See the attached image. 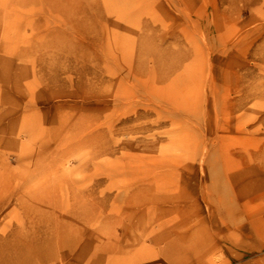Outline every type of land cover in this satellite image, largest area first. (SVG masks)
Segmentation results:
<instances>
[{
    "label": "rangeland",
    "instance_id": "obj_1",
    "mask_svg": "<svg viewBox=\"0 0 264 264\" xmlns=\"http://www.w3.org/2000/svg\"><path fill=\"white\" fill-rule=\"evenodd\" d=\"M0 264H264V0H0Z\"/></svg>",
    "mask_w": 264,
    "mask_h": 264
},
{
    "label": "bare ground",
    "instance_id": "obj_2",
    "mask_svg": "<svg viewBox=\"0 0 264 264\" xmlns=\"http://www.w3.org/2000/svg\"><path fill=\"white\" fill-rule=\"evenodd\" d=\"M72 208V207H71ZM70 208V209H71ZM74 208V207H73ZM75 210L77 209V208H74ZM88 209V208H87ZM92 209V208H91ZM94 209V208H93ZM113 209V208H112ZM75 210H73L74 211V213L75 214H77L76 216L77 217H84L85 218V216H86V213L84 214V212L83 211H85L86 209H84L82 212L81 211H79V212H77V210L75 211ZM78 210H79V208H78ZM81 210V209H80ZM88 210H90V209H88ZM117 210H119V208L117 209ZM116 211V210H115ZM121 211V210H120ZM90 212V211H89ZM88 212V213H89ZM93 211L91 210V213H92ZM68 214H71V213H69V212H67ZM73 213V212H72ZM130 213V212H129ZM74 214V215H75ZM93 214V213H92ZM139 214V213H138ZM72 215V214H71ZM83 215V216H82ZM70 216V215H69ZM87 217V216H86ZM58 218V217H57ZM79 218V219H80ZM88 218V217H87ZM86 219V218H85ZM57 220V219H56ZM55 220V221H56ZM88 220V219H87ZM59 221V220H58ZM61 221V220H60ZM69 221V220H68ZM67 221V222H68ZM49 222H51V221H49ZM65 222V221H64ZM72 222V221H71ZM53 223V222H52ZM66 223V222H65ZM61 224L63 225V223L61 222ZM72 224V223H71ZM62 225H60V223H58V222H55V224H51V223H49V225H47V226H45V228L43 227V229L41 230H38V231H35L36 232V234H35V242L31 245V246H25V247H20L19 246V251L20 252H22V251H24L23 250V248H26L27 250L28 249H31V250H29V251H33L32 249H34L35 251L34 252H38V254H40V255H42L43 253L42 252H44V250H45V248H47V250H49L51 247H50V245H52V244H50V239L52 238V237H54V235L57 237V240H58V242H55V244L54 245H57L58 246V248H59V250L62 252V255L63 256H65L66 255V253H67V251L69 250V252H70V250L72 249H70V246H71V242H69V239H67V238H69L68 237V235L70 234H68V232H69V230L67 231L66 230V228L64 227V225L62 226ZM68 223L66 224V226L68 227ZM70 227V226H69ZM71 228V227H70ZM69 228V229H70ZM72 229H74V228H72ZM67 231V232H66ZM76 231V230H75ZM54 232H55V234H54ZM74 231H72V233H73ZM78 232V231H77ZM77 232H76V234H77ZM72 233H71V235H72ZM54 234V235H53ZM68 234V235H67ZM43 235V236H42ZM54 239V238H53ZM56 240V241H57ZM53 241V240H52ZM76 241V240H75ZM57 243V244H56ZM24 246V245H23ZM54 247V246H53ZM57 249V248H56ZM47 250H45L46 252H47ZM57 251V250H56ZM29 253V252H28ZM44 254H45V252H44ZM45 257V256H44ZM47 257V256H46ZM43 259V258H42ZM25 260V259H24ZM31 260V259H30ZM29 260V261H30Z\"/></svg>",
    "mask_w": 264,
    "mask_h": 264
}]
</instances>
